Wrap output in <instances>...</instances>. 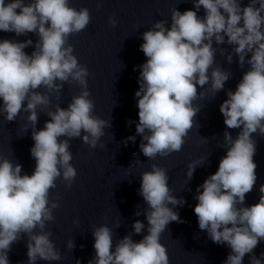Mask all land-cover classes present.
Here are the masks:
<instances>
[{"label":"clouds","instance_id":"1","mask_svg":"<svg viewBox=\"0 0 264 264\" xmlns=\"http://www.w3.org/2000/svg\"><path fill=\"white\" fill-rule=\"evenodd\" d=\"M193 4L195 11L171 9L170 28L166 27L168 20L162 19L142 34L140 51L147 59L136 66L140 69L139 90L135 92L139 117L136 135L142 138L139 148L149 160L181 150L201 110L193 105L204 95L198 93L197 85L203 88L210 83L215 97L231 77L230 71L220 66L212 68L217 52L213 42L233 45L232 53L225 57L227 62H233L234 53L241 68L245 64L250 67L235 91H227L228 98L219 110L227 129L240 131L235 139L227 130L223 133V143L218 147L226 148V155L218 170L197 187L194 213L208 239L231 249L223 264H243L246 254H251L250 264H264V252L260 258L253 254L264 241V185L259 189V202L243 206L257 180L253 160L257 141L253 134L264 137V0H250L245 7L240 0H193ZM201 7L203 17L197 15ZM90 21L89 9L77 10L69 6V0H28L27 4L25 0H0V31L38 36L31 55L24 51L33 46L31 39L0 40V114L11 122L21 111L29 113L26 119L34 141L30 155L36 162L31 175H22V165L0 156V264H10L11 245L23 236L27 237V264H36L38 259H63L50 239L52 232L45 231L46 223L55 220L53 210L59 207L58 200L50 201V189L56 187L58 178L66 188L75 181L70 141L79 138L95 149L105 135L104 129L111 127V121L93 114L87 80L90 73L68 43L69 36L83 31ZM117 23L109 16L110 26L114 28ZM219 52L225 55L226 49ZM249 53L251 58L246 60ZM64 83H75L81 91L72 96L67 108L56 104L52 110L51 96L59 99ZM40 88L44 92L38 91ZM38 106L50 117L40 130L36 129ZM28 129L26 126V133ZM135 140V135L129 136L124 143ZM204 162L201 158L187 165L188 181ZM133 163L141 164L138 159ZM150 169L141 173L138 189L147 208L135 213L146 217L147 235L135 242L130 233L112 251V229L106 224L94 227L95 256L87 264H169L160 236L170 222H183L173 209L185 201L173 195L164 168L151 164ZM132 227L134 234H141L145 224L136 220ZM67 248H75L74 239L67 241Z\"/></svg>","mask_w":264,"mask_h":264}]
</instances>
